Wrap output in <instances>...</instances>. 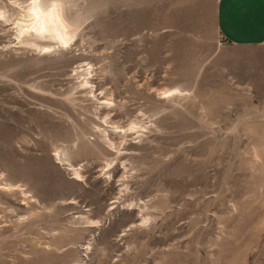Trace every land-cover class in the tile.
<instances>
[{
    "label": "rangeland",
    "instance_id": "rangeland-1",
    "mask_svg": "<svg viewBox=\"0 0 264 264\" xmlns=\"http://www.w3.org/2000/svg\"><path fill=\"white\" fill-rule=\"evenodd\" d=\"M33 1L0 0V264H264V54L217 0H55L67 44Z\"/></svg>",
    "mask_w": 264,
    "mask_h": 264
},
{
    "label": "crops",
    "instance_id": "crops-1",
    "mask_svg": "<svg viewBox=\"0 0 264 264\" xmlns=\"http://www.w3.org/2000/svg\"><path fill=\"white\" fill-rule=\"evenodd\" d=\"M216 27L230 46L264 54V0H217Z\"/></svg>",
    "mask_w": 264,
    "mask_h": 264
},
{
    "label": "bare ground",
    "instance_id": "bare-ground-1",
    "mask_svg": "<svg viewBox=\"0 0 264 264\" xmlns=\"http://www.w3.org/2000/svg\"><path fill=\"white\" fill-rule=\"evenodd\" d=\"M48 2L51 4L48 5L46 0H34L32 2L29 8L30 17L32 18L30 29L36 34H48L51 39L57 40L61 44H67L69 40L68 33L65 32L66 26L64 25L63 15L58 11L55 0H48ZM173 94L175 93L168 92L164 96H171ZM59 161L60 163L63 162L62 159H59ZM75 175L77 178H80L77 173ZM7 188L12 187L0 185V189Z\"/></svg>",
    "mask_w": 264,
    "mask_h": 264
}]
</instances>
